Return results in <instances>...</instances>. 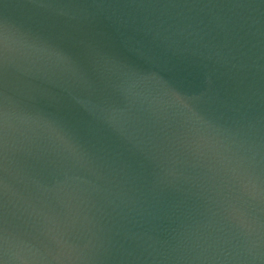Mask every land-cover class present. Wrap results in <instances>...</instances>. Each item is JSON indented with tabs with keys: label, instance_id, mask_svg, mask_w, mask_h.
<instances>
[{
	"label": "water",
	"instance_id": "95a60500",
	"mask_svg": "<svg viewBox=\"0 0 264 264\" xmlns=\"http://www.w3.org/2000/svg\"><path fill=\"white\" fill-rule=\"evenodd\" d=\"M0 264H264V0H0Z\"/></svg>",
	"mask_w": 264,
	"mask_h": 264
}]
</instances>
